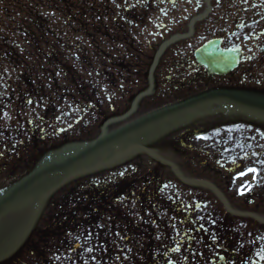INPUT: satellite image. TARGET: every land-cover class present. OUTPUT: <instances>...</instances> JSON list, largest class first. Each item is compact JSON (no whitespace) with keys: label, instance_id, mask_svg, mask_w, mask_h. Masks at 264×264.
<instances>
[{"label":"flooded vegetation","instance_id":"af4514ba","mask_svg":"<svg viewBox=\"0 0 264 264\" xmlns=\"http://www.w3.org/2000/svg\"><path fill=\"white\" fill-rule=\"evenodd\" d=\"M140 1L145 12L154 8L157 13V37L183 31L190 17L202 13L201 26L206 32L222 37L223 45L240 46L244 53L246 48H251L255 54L264 48V0ZM225 110L220 106L207 113L185 117L157 132V150L175 161L187 180H181L164 161L145 169V162L139 159L133 172L126 169L122 173L125 188H155L154 195L148 198H155L159 204L166 188H207L191 184L188 181L191 177L208 179L218 188H238V191L249 188L252 194L257 192L252 188H264L263 174L256 170V164L264 162V136L254 139L258 153L250 150L252 140L244 144L238 136L233 144L223 132ZM50 130L54 128L45 127L40 131L33 127L32 134L38 139L43 133L46 140ZM34 163L20 154L0 152V188ZM250 168L256 171L249 172ZM242 200V195L238 194V206ZM210 201L208 195L194 209L191 198L172 202L175 218L170 238L173 243L165 252L164 264H264V234L244 227L239 217H228L216 201L204 209ZM51 221L53 223H48L47 227L49 234L60 224V218ZM156 224L157 237H164L162 218L157 219ZM17 232L18 224L13 218L0 223V264H18L19 248L14 244ZM65 246L67 242L63 241L60 247ZM30 252L35 254L33 248Z\"/></svg>","mask_w":264,"mask_h":264},{"label":"rangeland","instance_id":"374dc122","mask_svg":"<svg viewBox=\"0 0 264 264\" xmlns=\"http://www.w3.org/2000/svg\"><path fill=\"white\" fill-rule=\"evenodd\" d=\"M47 2H48L47 0H0V38L3 36L7 38L8 39L7 43H14V44H20V46H27V42L23 39V33L29 34V32H34L38 27L42 28L43 30L47 32L45 33L46 39H50L51 41L45 40L40 45V47L42 48L41 59L39 60L41 61L40 62L41 65L39 64L38 65L39 68H37L36 70L39 78H42V79H44L46 74L49 73L50 71L56 72V69L49 66L47 63H49L48 60H51V58L55 56L58 49H61L67 56H72L75 54V52L76 53L78 52L80 47L83 48L84 46L85 48H89V50H91V47H92L91 44L87 42V39L86 40L81 39L83 36L80 34V32H77V30L75 29L72 30L71 28H69L67 26V23L65 21H62V17H59V15H57L58 14L57 12L51 11L50 6L48 5L46 6ZM69 4H71L72 7L75 6L73 2ZM30 15L31 17H29ZM70 19L71 20L69 22L74 21V19L72 18ZM43 20H45L47 23H43L42 22ZM83 25H84V29L86 30L87 28L90 29L91 26L94 24L92 22H85ZM76 27H78V25ZM25 29H29V31L26 32ZM59 29L62 31L59 32L58 31ZM55 37L61 38V41H59L61 43L60 48L58 46L53 47V45L56 44ZM76 45H77V49H71L72 46L75 47ZM54 48H57V49H54ZM122 49L123 47H119V51ZM26 50H29V49H26ZM70 51H71V54H70ZM59 56L58 57L56 56V58H59ZM154 67H155L154 65L153 66L151 65L150 67V70L151 71L153 70V72L155 69ZM92 68H93V65H92ZM52 70H55V71H52ZM81 70L84 76L88 75L84 69H81ZM160 72L161 70H159V66H158L154 73L155 78H156V74H159ZM93 76L94 75L92 74V72H90V77H93ZM122 76L130 77V75H128L127 72H125L124 75ZM123 87L126 89L129 87L131 88L133 86L127 84V85H123ZM108 89L114 90L116 92V90L113 88L108 87ZM149 98L151 97H146L144 100L146 101ZM130 100L131 98L128 99L126 102L129 103ZM124 101L125 99L122 100V102ZM118 104H119L118 101H113L108 106H113L115 109L117 108ZM92 116L93 115H91V117ZM135 116H136V113H132L129 117L123 120L115 119L114 121L109 122V123H105V121L102 123L103 121L102 120L100 129L96 128V131L101 133L104 129V126H107L108 129L117 127L120 124L131 120ZM84 118H85V121L87 122L93 121L92 119H90V117L89 118L84 117ZM154 133H155V129H151L150 131L139 135L137 139H147L150 136H152V134ZM72 145H74V143L67 144V146H72ZM101 159L102 157L99 158V160ZM99 163H102V161H100ZM91 168H93V165L89 163L83 168V170H86V169L91 170Z\"/></svg>","mask_w":264,"mask_h":264},{"label":"water","instance_id":"95a60500","mask_svg":"<svg viewBox=\"0 0 264 264\" xmlns=\"http://www.w3.org/2000/svg\"><path fill=\"white\" fill-rule=\"evenodd\" d=\"M203 51H204V48L198 52L199 57L203 56V54H202V53H204ZM206 52H205V54H206ZM218 98H221V99L229 98L232 100L233 103H235L236 105H238L244 109L251 110V111H257V112H264V103H262L260 101L250 100L247 98H241L235 94L225 93V92H217L213 96H205L202 98H197L192 102L181 103V104L169 107L165 110L159 111L155 114L149 115L143 119H140L134 123H131V124H129L123 128H120L111 134L104 135L96 143L92 144L91 146H89L85 150L81 151L79 154L69 158L67 160V162L65 163L64 169L62 170L63 177L56 184L61 183L65 179V177L88 156H90V155H92V154H94V153H96L102 149L108 148V147L116 144L117 142L123 140L124 138L129 137L132 134L136 133L137 131L143 129L144 127L151 125L155 122H158V121L164 119L165 117H167L171 114L181 112V111H185V110L191 109V108L196 107V106H200L201 104L204 103L205 100H208V102L210 103V102H212ZM50 171H52V170H44L42 172H37V173H34V174L28 176L26 179H24L0 203V215H2L6 210H8V208L14 203L15 198H13V194L18 189H20V187H22L23 185L29 183L30 181H32V180L50 172ZM48 188H44L42 190H38L35 192H30L28 194H25V195H23V198L31 196L37 192L46 190Z\"/></svg>","mask_w":264,"mask_h":264},{"label":"snow or ice","instance_id":"6c2138e0","mask_svg":"<svg viewBox=\"0 0 264 264\" xmlns=\"http://www.w3.org/2000/svg\"><path fill=\"white\" fill-rule=\"evenodd\" d=\"M249 172H255L256 170L255 169H248ZM241 175H244V173H241ZM243 187V186H242Z\"/></svg>","mask_w":264,"mask_h":264},{"label":"bare ground","instance_id":"6f19581e","mask_svg":"<svg viewBox=\"0 0 264 264\" xmlns=\"http://www.w3.org/2000/svg\"><path fill=\"white\" fill-rule=\"evenodd\" d=\"M47 182V181H46Z\"/></svg>","mask_w":264,"mask_h":264}]
</instances>
